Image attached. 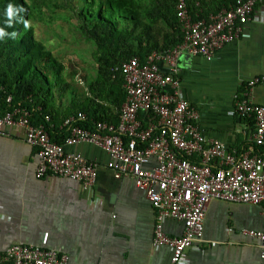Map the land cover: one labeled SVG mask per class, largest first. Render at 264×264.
<instances>
[{"label": "built area", "instance_id": "2783aa9c", "mask_svg": "<svg viewBox=\"0 0 264 264\" xmlns=\"http://www.w3.org/2000/svg\"><path fill=\"white\" fill-rule=\"evenodd\" d=\"M264 0H237L230 9L194 20L184 0L178 4L184 41L173 49L154 51L145 62L134 57L122 64L126 100L118 124L94 121V128L73 126L61 144L52 139L43 124H34L24 107L0 114V134L7 128L21 127L27 141L37 147L36 176L64 177L82 184L93 193L99 164L66 146L81 142L104 149L110 159L107 167L117 178L132 177L145 191L156 210L153 245L168 246V264H188L185 251L202 241L204 220L210 203L224 200L259 205L264 216V154L253 149L238 153L218 139H209L197 123L199 111L181 89L179 59L183 55L202 56L212 61L219 49L244 32ZM263 78L247 83L246 91L235 95V113L254 118L252 141L264 147V104L256 103L252 92ZM11 101V96L8 97ZM85 113L68 117L63 125L85 120ZM166 219L183 222L179 236L169 235ZM261 240L264 257V231L243 229ZM66 254L52 248L24 242L11 244L0 253L5 264H68Z\"/></svg>", "mask_w": 264, "mask_h": 264}, {"label": "crops", "instance_id": "0c3cea01", "mask_svg": "<svg viewBox=\"0 0 264 264\" xmlns=\"http://www.w3.org/2000/svg\"><path fill=\"white\" fill-rule=\"evenodd\" d=\"M179 75L205 135L236 150L251 148L254 126L235 113V95L261 77L252 96L264 104V2L241 36L219 49L212 61L183 55ZM66 148L98 162L92 194L78 181L55 175L38 178V149L27 141L23 128L0 134V253L24 242L60 251L68 255V264H168L172 249L153 245L157 213L134 178H117L106 165L110 155L101 147L81 142ZM164 228L172 236L184 231L176 219H166ZM243 229L264 231L261 206L212 201L203 239L185 251V260L264 264L261 240Z\"/></svg>", "mask_w": 264, "mask_h": 264}, {"label": "trees", "instance_id": "16d2710c", "mask_svg": "<svg viewBox=\"0 0 264 264\" xmlns=\"http://www.w3.org/2000/svg\"><path fill=\"white\" fill-rule=\"evenodd\" d=\"M44 1L0 0V29L8 34L0 38V114L17 107L27 108L31 120L43 124L52 139L61 144L73 126L93 129L94 121L118 124L127 96L121 69L125 61L138 57L145 62L154 51L173 49L184 41L177 9L180 0H71L74 5L68 7L72 8L81 33L93 42L97 64L95 77L77 79L86 85L85 91L79 90L71 80L74 73H68L63 62L35 35V22L43 17ZM184 1L194 20L208 19L237 3ZM9 4L23 9L11 19V26L6 16ZM246 87L247 84L238 94ZM79 113H85L87 118L77 119L72 126L63 125L68 117ZM245 119L254 131V118ZM245 148L238 147V153L253 149L254 153L264 154V147L254 142L251 148Z\"/></svg>", "mask_w": 264, "mask_h": 264}, {"label": "rangeland", "instance_id": "374dc122", "mask_svg": "<svg viewBox=\"0 0 264 264\" xmlns=\"http://www.w3.org/2000/svg\"><path fill=\"white\" fill-rule=\"evenodd\" d=\"M72 4L71 0H45L43 17L35 22V35L63 62L68 73H74L71 80L75 81L79 90L85 91L86 85L77 79L96 76L97 64L93 57L95 46L77 26L72 8L68 7Z\"/></svg>", "mask_w": 264, "mask_h": 264}, {"label": "clouds", "instance_id": "9594fccd", "mask_svg": "<svg viewBox=\"0 0 264 264\" xmlns=\"http://www.w3.org/2000/svg\"><path fill=\"white\" fill-rule=\"evenodd\" d=\"M23 9L22 8H14L11 4L8 5L7 9H6V16L9 18L8 20V24L9 26H11V19L18 13V12H22ZM25 26H27V22L25 21ZM5 35H8L7 33H5V31L3 29H0V38L4 37ZM11 35H15V33H12Z\"/></svg>", "mask_w": 264, "mask_h": 264}]
</instances>
